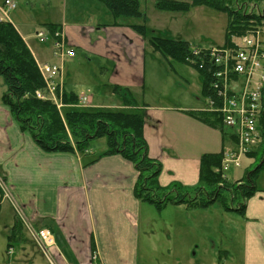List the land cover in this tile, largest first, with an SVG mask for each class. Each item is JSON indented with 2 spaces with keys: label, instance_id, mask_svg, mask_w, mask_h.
<instances>
[{
  "label": "crops",
  "instance_id": "crops-1",
  "mask_svg": "<svg viewBox=\"0 0 264 264\" xmlns=\"http://www.w3.org/2000/svg\"><path fill=\"white\" fill-rule=\"evenodd\" d=\"M100 21L91 22L99 27L91 31L106 28ZM126 39L129 40L127 35ZM71 47L74 48L72 44ZM68 75L65 70V91ZM198 77L202 88L198 91L203 94V79ZM115 85L122 94L130 92L128 83ZM4 91L0 80V172L29 222L36 229L52 232L55 245L51 253L56 264H167L168 260L154 255L153 232L142 226L141 220L146 221L142 217L145 203L134 195L138 173L133 164L118 155L104 156L107 149L96 153L91 142L87 153L44 152L31 135L21 130L3 104ZM203 97L204 101L198 97L196 103L190 97L192 104L185 97L177 106L147 108L144 136L150 158L163 164L159 176L162 187L173 183L186 187L198 185L202 156L223 153L231 148L230 142L233 144L221 131L186 113L200 111L205 103ZM151 136L156 143L151 142ZM257 189L247 201L242 216L245 227L241 254L228 246L221 252V264H264V189ZM3 207L0 264H48L24 229L17 230V218L11 206L5 211ZM9 248H13L12 254H7ZM177 252L169 251L178 257L176 264H184V255L179 254V249Z\"/></svg>",
  "mask_w": 264,
  "mask_h": 264
},
{
  "label": "rangeland",
  "instance_id": "rangeland-1",
  "mask_svg": "<svg viewBox=\"0 0 264 264\" xmlns=\"http://www.w3.org/2000/svg\"><path fill=\"white\" fill-rule=\"evenodd\" d=\"M3 1L0 0V4ZM137 1L146 15L147 36L139 35L131 27L142 25L144 18H116L100 0H17L18 9L11 17L40 63L58 60L53 55L54 40L44 25L57 23L63 26L76 54L75 58L64 60L69 74L66 89L77 97H93L91 110H97L95 105H100L99 110H132L129 112L135 113L141 112L140 107L144 106H177L185 97L189 104L196 103L198 97L204 101L203 94L198 91L201 88L198 75L201 78L202 75L189 64L173 62L155 52L149 39L152 35H160L205 46H223L227 14L205 7H196L186 13H171L156 8L160 0ZM94 20H101L106 28L91 31V28H99L97 24L92 26ZM38 31L47 34L45 43L37 39ZM115 83L130 84L127 89L140 107L125 108L122 103L124 94L118 93ZM149 139L156 143L154 136ZM229 146L232 148L233 144L230 142ZM91 147L96 153L107 149V138L92 140ZM258 165H261L260 160L256 162V159L243 156L241 166H234L228 172L229 182L236 184ZM256 184L264 189V167ZM8 205L4 204L3 211L9 208ZM143 205L142 217L146 221L141 220V223L153 232L152 251L157 258L168 260L167 264L177 263L176 254L169 253L170 250L178 253L177 249L184 255V264H221V252L228 246L241 254L245 220L234 211H226L220 201L208 208L168 206L161 211Z\"/></svg>",
  "mask_w": 264,
  "mask_h": 264
},
{
  "label": "trees",
  "instance_id": "trees-1",
  "mask_svg": "<svg viewBox=\"0 0 264 264\" xmlns=\"http://www.w3.org/2000/svg\"><path fill=\"white\" fill-rule=\"evenodd\" d=\"M116 18H144L142 25H132V29L141 36H147L144 13L137 0H100ZM196 7H205L224 12L228 16L226 42L223 46H205L201 43L183 39H171L152 35L149 44L155 52L173 62L189 64L203 78V95L209 96L214 81L202 63L199 54L194 51L213 47L236 48L234 38L245 35L250 29L264 27V0H160L156 8L160 11L186 13ZM52 35L61 26L45 24ZM155 33V32H153ZM0 78L5 88L2 102L9 108L13 118L23 132L31 135L34 142L46 153H86L89 143L94 139L107 138V151L104 156L118 155L133 164L138 173L134 189L135 197L142 203L155 207L158 211L168 206L187 208H208L221 202L226 211L245 214L247 201L257 193L256 180L264 167V88L260 114L262 144L248 156L260 160L253 171L236 184L223 179L222 161L224 152L202 156L199 184L186 187L173 183L162 187L159 176L163 164L150 158L148 144L144 136L147 124V107H140L131 92L124 94L122 103L125 108H138L141 112H111L78 107L76 95L65 91L63 101L66 108L62 114L50 100L37 97V92L47 95L46 85L32 51L10 23H0ZM120 91V88L115 87ZM189 116L217 129L228 137L222 119L216 113L207 111H189ZM1 203V194H0ZM1 207V205H0ZM16 229V226H15ZM17 230H23L17 220Z\"/></svg>",
  "mask_w": 264,
  "mask_h": 264
},
{
  "label": "built area",
  "instance_id": "built-area-1",
  "mask_svg": "<svg viewBox=\"0 0 264 264\" xmlns=\"http://www.w3.org/2000/svg\"><path fill=\"white\" fill-rule=\"evenodd\" d=\"M18 8L17 0H5L0 4V23H13L11 14ZM49 32V31H48ZM50 34V32H49ZM53 55L60 62L39 63V70L46 85L47 95L37 92L42 100L52 101L59 111L65 107L63 63L66 58L75 57L69 47L64 31L50 34ZM37 39L45 43L48 39L44 31L36 33ZM236 48L213 47L195 50L200 55V69L206 68L214 81L207 98L206 111L221 117L224 128L232 131L236 148L226 153L222 170L227 172L232 166L239 167L242 156L250 153L261 141L260 114L263 108L264 88V27L250 29L245 35L234 38ZM92 98L82 95L79 104L91 106ZM1 203H9L24 225L26 231L42 251L49 264H56L51 249L54 238L48 229H36L22 211L14 192L0 173ZM96 259V255H94Z\"/></svg>",
  "mask_w": 264,
  "mask_h": 264
}]
</instances>
